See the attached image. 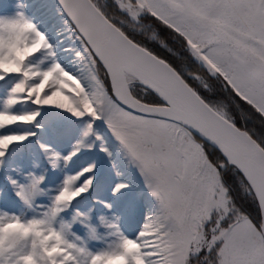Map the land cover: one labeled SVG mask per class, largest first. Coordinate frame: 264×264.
I'll return each instance as SVG.
<instances>
[{
	"label": "snow or ice",
	"instance_id": "6c2138e0",
	"mask_svg": "<svg viewBox=\"0 0 264 264\" xmlns=\"http://www.w3.org/2000/svg\"><path fill=\"white\" fill-rule=\"evenodd\" d=\"M0 264H264V0H0Z\"/></svg>",
	"mask_w": 264,
	"mask_h": 264
}]
</instances>
